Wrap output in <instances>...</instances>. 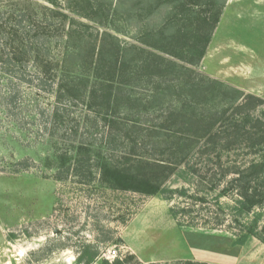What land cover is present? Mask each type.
Returning <instances> with one entry per match:
<instances>
[{
  "label": "rangeland",
  "instance_id": "rangeland-1",
  "mask_svg": "<svg viewBox=\"0 0 264 264\" xmlns=\"http://www.w3.org/2000/svg\"><path fill=\"white\" fill-rule=\"evenodd\" d=\"M196 1L204 4L207 0ZM120 2H129L131 12ZM168 5L178 7L174 2ZM168 5L149 18L140 10V0H0V27L6 29L2 32L0 28V49L4 46L9 57L20 45L8 30L19 13L27 15L30 8L28 12L38 17H57L55 12L66 10L75 40L64 48L63 43L53 39L51 49L61 63L67 50L74 51L75 57L67 59L71 62L65 72L72 79L69 81L89 83L92 89L96 85L97 92L83 99L81 86L77 99L65 93L71 101L59 103L57 83L53 89L46 86L47 91H43L38 88L41 82L33 67L27 77V66L23 70L14 66L12 59L0 60V264H81L79 256L85 246L98 250L95 264L108 260L113 251L116 257L110 258L111 262L133 256L131 264H264V244L260 240L251 239L244 246L233 244L229 228L236 197H219L224 176L261 160L259 151L252 147L251 135L244 132L239 136L234 127H224L231 129L223 133L219 123L214 136L190 142L188 156L167 183L171 188H187L204 196V203L197 202L192 213L199 222L206 218L214 221L216 214L221 216L219 203L226 214V225L221 229L180 227L169 211L180 200L169 202L161 196L113 191L101 184L98 173L82 177L58 174L59 158L73 155L80 142L95 146L96 151L103 150L100 147L108 139V130H120L136 140L142 132L148 136L165 129L200 133L202 126L209 124L211 111L223 108L222 102L227 100L222 97L225 89L221 87L258 97L262 103L251 112L264 119V0H217L208 17L220 10V19L204 59L197 66L179 63L184 68L174 77L175 88L165 99L153 100L149 91L152 85L142 83L134 88L132 100L124 107L106 104L104 91L99 90L103 89V79L111 75L101 61L98 74L102 79H96L93 67L97 57L90 61L91 51H99L101 45L108 48L116 38L122 48L138 45L142 39L152 44V39L145 37L149 26H164L171 20L176 27L185 28L184 22L169 14ZM205 8L190 7L189 19L197 22L195 17L202 16ZM207 79L221 87L213 85L209 97L191 96L194 83ZM111 84L115 95L120 85ZM191 100H205L207 105L194 103L183 117L175 113V108L181 110ZM190 115L193 120L186 119ZM197 119L203 122L198 124ZM114 144L112 140L111 146ZM130 144L115 153L116 160H123L133 151ZM149 148L157 158L163 156L164 147L157 152L154 146ZM256 218L262 228L264 208L246 220Z\"/></svg>",
  "mask_w": 264,
  "mask_h": 264
},
{
  "label": "trees",
  "instance_id": "trees-1",
  "mask_svg": "<svg viewBox=\"0 0 264 264\" xmlns=\"http://www.w3.org/2000/svg\"><path fill=\"white\" fill-rule=\"evenodd\" d=\"M162 2L163 0H140V10L145 11L148 13V17L152 18L163 5L174 2V4H178V7L168 5L166 9L169 14L174 15L175 18L178 17L175 20L184 22L185 28L176 27L175 21L173 23L171 20L164 26H149L145 37L152 39V44L142 39L138 45L131 44L122 48L116 38V43L108 48L101 45L99 51H95L96 49L91 51L90 61H93L95 56L97 57L94 62L95 68L93 67L94 75H98L96 79H102L98 74L101 61L105 63L106 71L111 75V78L103 79V89L99 90L100 92L104 91L106 104L109 107L112 105H119L118 108L124 107L128 101L132 100L134 91H136L134 88L142 83L152 85V89L149 91L153 100L165 99L167 93L175 88L174 77L176 78L179 70L184 68L179 63L186 66H197L204 59L213 31L220 19V10L215 16L208 17L212 7L216 6L217 0H207L204 4L196 0H167V2L164 0ZM120 5L121 7L125 6L127 12H131L129 2H120ZM202 6H206L202 16L195 17L197 22L191 21L188 15L189 8ZM117 7L119 6L117 5ZM29 10L31 9H27V15L21 12L18 19L14 18L15 22L17 21V27L14 22L11 29H8L12 32L11 35L14 39L20 40V45L14 47L12 57L6 54V48L3 46L0 49V60L9 62L12 59L14 66L21 67L23 70L27 66V77L31 74L30 68L33 67L36 71L35 76H38V80L41 82L38 88L43 91H47L46 86L53 89L57 83L55 86L59 103L67 99L71 101L67 95L77 99V92L81 86H84V92L81 94L83 99L90 98L94 94L97 95L96 85H93L92 89L89 87V83L77 85L69 81L72 79H69L68 73L65 72L68 71L71 62L67 59L73 58L74 51L67 50L61 63L58 59L59 55H55L51 49V45L55 42L53 39L63 43L64 48L75 40V31L73 26L70 27L67 22L66 10L63 13L55 12L57 17L46 15L38 17L35 14H30ZM0 28L3 29L2 32L6 31L4 27ZM183 41L186 42L184 45H182ZM11 46L13 47V45ZM57 80L59 83L55 82ZM24 81L32 83L28 79H24ZM111 83L120 85L116 89L115 95H113L115 92L112 91L114 84ZM213 85L221 87L219 83L209 79L194 83L190 90L191 96L209 97L211 95L209 90L214 89ZM221 88L225 89L221 94L223 99L227 100L222 102L223 108L217 107L211 111L213 113H211L209 124L202 126L200 133L189 134L182 129H165L164 131H152V134L148 136L142 132L140 140H136L130 136H124L120 130L118 132L108 130L106 132L108 139L105 145L100 147L103 150L96 151L95 146L80 142L75 147L73 155L59 158L61 162L58 174H75L77 177H82L84 174L98 173L101 184L113 191L133 192L151 197L161 196L169 202L180 200L182 202L172 206L169 210L170 215L180 227L186 225L221 229L226 225V214L219 203L217 206L221 216L216 214L214 221L206 218L204 222H199L197 218H193L192 213L198 206L197 202L204 203V196L192 193L187 188H171L167 186V183L175 175L173 174L175 168L182 165L188 156V149L191 148L190 142L214 136L215 125L219 123L223 133H227L231 129L224 130V127H234L235 133L239 136H243L244 132L251 135V141L254 140L252 147L255 151H259L261 160L254 161L248 168L224 176L225 185L219 191V197H227L230 194L236 197L235 205L232 208V224L229 228L234 236L233 244L244 246L254 238L264 244V226L260 228L259 219L256 218L252 222L246 220L257 210L264 208V119L255 117L251 112L262 102L258 97L246 95L239 90ZM194 103L207 105L205 100H191L187 101L186 106L181 107V110L175 108V113L183 117L186 109ZM191 116L184 118L193 120ZM201 119H197L198 124L203 122L199 121ZM204 128L206 129L203 132ZM254 128L255 132L252 135ZM112 140L115 142V146H111ZM128 142H131L130 146L133 151L129 153L130 155L126 154L123 156L124 158L121 157L123 160H116L117 154L115 153L122 151ZM149 146H154L155 152L159 147H164L165 149L161 151L163 156L157 158L151 154L152 150ZM148 154L151 156H147ZM164 155L169 156L166 158ZM65 177L59 179L63 180ZM99 256V252L94 246H85L80 253L79 260L81 264H95ZM133 259V256H128L117 258L113 262L102 260L100 264H131ZM185 264L207 263L187 261Z\"/></svg>",
  "mask_w": 264,
  "mask_h": 264
},
{
  "label": "built area",
  "instance_id": "built-area-1",
  "mask_svg": "<svg viewBox=\"0 0 264 264\" xmlns=\"http://www.w3.org/2000/svg\"><path fill=\"white\" fill-rule=\"evenodd\" d=\"M112 253H113V256H111L110 258H113V259H114V258L116 257V251H113ZM110 258H109V259H110ZM109 259H108V260H109ZM109 261H110V260H109Z\"/></svg>",
  "mask_w": 264,
  "mask_h": 264
}]
</instances>
